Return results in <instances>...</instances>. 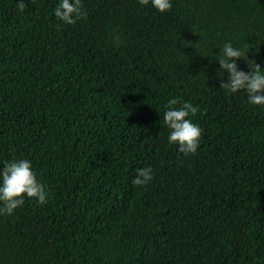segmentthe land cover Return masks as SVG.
Instances as JSON below:
<instances>
[{"label": "trees", "instance_id": "16d2710c", "mask_svg": "<svg viewBox=\"0 0 264 264\" xmlns=\"http://www.w3.org/2000/svg\"><path fill=\"white\" fill-rule=\"evenodd\" d=\"M18 2L0 0V171L30 161L48 196L0 214V264H264V105L220 88L216 59L230 42L264 69V0H81L75 24ZM173 98L198 106L196 154L168 143Z\"/></svg>", "mask_w": 264, "mask_h": 264}, {"label": "clouds", "instance_id": "9594fccd", "mask_svg": "<svg viewBox=\"0 0 264 264\" xmlns=\"http://www.w3.org/2000/svg\"><path fill=\"white\" fill-rule=\"evenodd\" d=\"M159 12L164 13L171 9L170 0H139L143 6L149 5ZM26 5L23 0L17 3V9L23 11ZM56 18L67 24H75L81 16L87 15L82 11L81 0H61L54 10ZM219 63V71L227 72L229 75L226 82L222 81L220 88L228 94L244 91L251 105H264V69L255 62L249 60L247 52H244L232 43H226L216 56ZM247 61L251 71L239 70L237 61ZM180 103L177 99H170L167 110L164 113V124L170 130L168 135L169 144H177L178 151L183 155L196 154L199 147V139L202 129L194 124L189 115L195 116L198 106L190 102H184L180 107H174ZM0 214L11 215L15 209L23 206L25 196L35 199L39 204L47 203L48 192L46 186L38 181L36 173L32 170L31 162L26 159L6 162L0 171ZM153 179L151 167L141 168L132 180L133 185H146Z\"/></svg>", "mask_w": 264, "mask_h": 264}]
</instances>
